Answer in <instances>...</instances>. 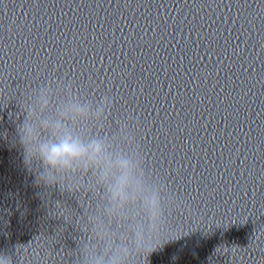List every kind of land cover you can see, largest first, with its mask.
Masks as SVG:
<instances>
[{"label": "clouds", "instance_id": "obj_1", "mask_svg": "<svg viewBox=\"0 0 264 264\" xmlns=\"http://www.w3.org/2000/svg\"><path fill=\"white\" fill-rule=\"evenodd\" d=\"M18 105L16 143L34 183L78 196L83 208L72 217L81 234L74 264H144L186 235L174 220L184 202L147 166L142 150H126L89 128L108 114L111 96L89 101L73 82L53 79L24 93ZM121 140L135 143L132 136ZM0 264H14L13 257L0 252Z\"/></svg>", "mask_w": 264, "mask_h": 264}]
</instances>
